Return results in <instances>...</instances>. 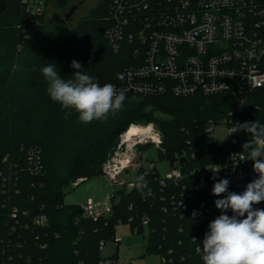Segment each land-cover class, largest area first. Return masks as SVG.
<instances>
[{
    "label": "trees",
    "instance_id": "trees-1",
    "mask_svg": "<svg viewBox=\"0 0 264 264\" xmlns=\"http://www.w3.org/2000/svg\"><path fill=\"white\" fill-rule=\"evenodd\" d=\"M6 1L0 14V264H117V254L101 256L100 243L115 241L120 223L137 233L147 229L142 256L157 255L158 264H202L197 249L216 201L209 193L188 196L181 185H161L158 170L140 168L131 181L143 175V193L135 185L116 188L111 213L93 220L79 204L64 203V186L103 174L119 135L137 123L154 124L161 133L160 160L185 157V172L222 163L252 137L245 132L244 139L236 135V144L219 141L205 133L207 125L231 111L242 123L264 124V89L241 109L230 94L128 95L122 110L106 120L81 123L76 112L51 100L41 70L52 64L72 79L75 60L101 86L121 83L117 75L135 64L134 43L124 39L115 51L106 38L114 0H99L71 30L46 22L45 11L30 15L21 0ZM67 1L55 0L59 8H67ZM31 148L39 152L37 173L29 170ZM41 216L43 224L37 223Z\"/></svg>",
    "mask_w": 264,
    "mask_h": 264
},
{
    "label": "built area",
    "instance_id": "built-area-1",
    "mask_svg": "<svg viewBox=\"0 0 264 264\" xmlns=\"http://www.w3.org/2000/svg\"><path fill=\"white\" fill-rule=\"evenodd\" d=\"M21 2L27 13L40 16L47 0ZM111 16L113 24L106 31V38L112 48L117 51L124 39L134 43L135 64L124 70L121 83L114 84L125 96L230 94L241 109L264 89V0H114ZM233 114L231 111L217 122L210 121L205 133L212 135L219 127L228 133L230 128L242 124L231 117ZM142 127L145 132L130 137L122 132L113 155L102 166V173L118 187L135 185L133 181L120 182L118 179L128 169L157 170L155 162L148 161L139 147L152 145L161 151V133L153 123ZM242 133L245 134L241 130L228 135V141L236 144V135L242 137ZM248 155V150L233 148L224 162L194 167L188 172H185L187 167L181 170L179 160L173 173L164 177L159 174L160 183L181 185L188 196L205 192L217 200L227 193L213 195L214 184L228 179V192L240 194L249 182L258 178L253 170L254 162L245 159ZM28 161L30 172L41 170L36 148L29 150ZM215 167L220 171L215 173L214 180L211 169ZM110 199L111 194L103 207L92 199L80 207L87 217L96 220L111 213ZM253 208L264 209V201L254 204ZM210 211L211 221L221 214L215 204ZM226 214L231 216V210ZM45 221V216H41L37 223ZM104 244L100 243L101 249ZM99 264L110 263L101 261Z\"/></svg>",
    "mask_w": 264,
    "mask_h": 264
},
{
    "label": "clouds",
    "instance_id": "clouds-1",
    "mask_svg": "<svg viewBox=\"0 0 264 264\" xmlns=\"http://www.w3.org/2000/svg\"><path fill=\"white\" fill-rule=\"evenodd\" d=\"M71 67L74 69L72 79H65L52 64L42 68L48 85L46 90L52 101L64 110L76 112L84 124L106 120L110 113L122 110L126 100L123 91H118L112 83L101 86L75 60ZM117 78L123 77L118 74ZM241 130L252 137L243 148L248 150L249 155L245 159L254 162L253 170L258 178L249 182L240 194L228 192V179H220L214 184L213 195H227L214 202L221 214L209 223L202 247L197 249L201 252L202 264H264V209L253 208L254 204L264 201V124L258 121L239 123L228 130V135ZM211 170L215 180V173L220 168ZM135 186L143 193L147 187L143 175L136 177ZM228 210H231V216L226 214Z\"/></svg>",
    "mask_w": 264,
    "mask_h": 264
},
{
    "label": "rangeland",
    "instance_id": "rangeland-1",
    "mask_svg": "<svg viewBox=\"0 0 264 264\" xmlns=\"http://www.w3.org/2000/svg\"><path fill=\"white\" fill-rule=\"evenodd\" d=\"M99 0H68L67 8H59L55 0H49L45 7V20L57 24L63 22L68 30L75 27L79 19L87 16L89 10L94 7ZM78 5L76 11L69 19H65L66 14L70 8ZM149 123H137L136 125H148ZM243 134V133H242ZM213 137L219 141H227L228 133L223 128H215L212 133ZM243 134L241 138H245ZM116 147V146H115ZM115 148L112 150L114 152ZM113 152L111 156L113 155ZM145 157L148 161H154L160 176L164 177L166 174L173 173L176 163H171L167 160H160L161 151L152 145H149L144 150ZM136 171L128 169L127 173L124 172L119 176L120 182H128L134 179ZM70 182L64 186V203L68 205L83 204L88 199H92L95 204H101L109 200V195L112 191L118 188L117 184L110 181L104 174H100L89 178L82 182ZM148 234L146 228L143 233L133 231L129 223H120L115 231V241L106 242L101 249V256L109 258L117 254V264H158L160 257L157 255H146L144 253L145 236ZM109 262V261H108Z\"/></svg>",
    "mask_w": 264,
    "mask_h": 264
},
{
    "label": "water",
    "instance_id": "water-1",
    "mask_svg": "<svg viewBox=\"0 0 264 264\" xmlns=\"http://www.w3.org/2000/svg\"><path fill=\"white\" fill-rule=\"evenodd\" d=\"M6 6H7V1L0 0V14L6 9ZM77 8H78V5L72 6L70 11L66 14L65 19L66 20L69 19L71 15L76 11ZM179 163H180L181 170H184L188 165V161L185 157H182Z\"/></svg>",
    "mask_w": 264,
    "mask_h": 264
},
{
    "label": "bare ground",
    "instance_id": "bare-ground-1",
    "mask_svg": "<svg viewBox=\"0 0 264 264\" xmlns=\"http://www.w3.org/2000/svg\"><path fill=\"white\" fill-rule=\"evenodd\" d=\"M145 131L146 130L144 129V127L134 124L132 129H130L128 132L125 131V133H126L125 136L126 137H130V136H133V135H137V134L143 133Z\"/></svg>",
    "mask_w": 264,
    "mask_h": 264
}]
</instances>
